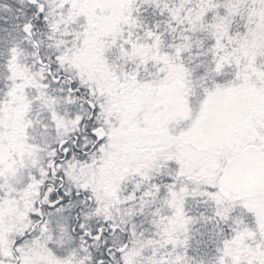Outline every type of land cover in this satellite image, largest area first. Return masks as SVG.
Wrapping results in <instances>:
<instances>
[{
    "label": "snow or ice",
    "instance_id": "1",
    "mask_svg": "<svg viewBox=\"0 0 264 264\" xmlns=\"http://www.w3.org/2000/svg\"><path fill=\"white\" fill-rule=\"evenodd\" d=\"M0 264H264V0H0Z\"/></svg>",
    "mask_w": 264,
    "mask_h": 264
}]
</instances>
